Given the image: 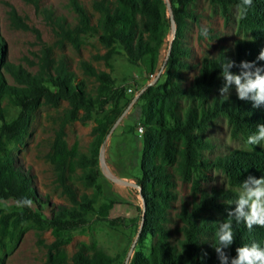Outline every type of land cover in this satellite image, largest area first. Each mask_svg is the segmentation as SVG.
<instances>
[{
	"label": "trees",
	"instance_id": "trees-1",
	"mask_svg": "<svg viewBox=\"0 0 264 264\" xmlns=\"http://www.w3.org/2000/svg\"><path fill=\"white\" fill-rule=\"evenodd\" d=\"M197 1L169 0L170 9H167L165 0H91V9L96 14L93 21V14L79 0H69L76 24L69 29L59 25L62 35L76 48L83 43V35L95 37L105 52L94 58L102 60L105 65L108 66L112 57L119 54V48L130 64L143 63L152 74L171 28L167 11L174 20V37L163 65L165 78L162 83L157 79L152 85L145 86L134 101V104L142 102L140 123L144 127L139 176L135 179L144 213L142 204L136 243L142 244L147 238H151V242L146 251L142 247L134 249L126 264H220L212 246L217 243L219 225L228 219L226 209L235 207L229 205L238 195L232 188H241V182L248 176H264L263 148L234 149L208 159L201 155V150L209 149L210 145L198 135L218 118L227 121L234 137L255 134L257 124H264V106L254 108L251 101L239 100L236 92L230 93L227 100L212 95L224 83L220 69L225 58L237 63L255 61L260 49L264 48V0H253L244 18H238L237 13L238 29L247 38L236 39L231 51L222 47L217 55L205 56L193 66L187 61L190 51L185 46L184 35L188 25L198 21L193 9ZM206 1L224 19L231 10L237 11L240 3V0ZM3 50L0 38V99L9 98L19 110L13 120L6 122L0 106V200L14 199L20 204V210L5 214L0 208V235L8 233L12 237V231L23 222L31 221L39 227L47 221L56 238L47 246L46 264H112L115 258L95 244L79 243L70 256L61 249L71 236L69 231L77 227L75 221L83 222L86 214L93 210V198L82 195L80 200L75 199L67 184V171L73 168V164L84 165L88 170L85 178L91 184L96 182L99 174L95 160L99 142L94 144L91 162L85 165L87 158L84 155H77L73 149L67 148L64 127L77 120L91 119L93 111L110 103L104 118L97 120L92 128L103 139L128 106V102L123 105L124 90L114 86V80L107 72L95 69L87 61H80L83 74L98 83L95 94L89 93L83 81H75L73 72L62 61L53 63L48 48L43 50L39 69L33 74L7 62ZM257 63L264 66V61ZM196 67L197 73L190 84L184 85L181 73ZM2 71L13 77L15 85L6 83ZM231 71L236 73L238 69ZM41 99L52 105L64 100L68 105L55 132L49 160L59 185L73 204L72 207L60 205L50 209L46 220L39 213L41 198L32 185V178L17 163L15 156L19 151L16 148L27 136L30 112L41 103ZM8 142L15 146L12 151L6 149ZM212 168L225 174L228 189L208 191L200 188L206 172ZM177 179L190 183L192 199L180 205L176 214L180 236L172 240L167 223L169 209L177 197ZM31 205H36L38 211L30 208ZM108 207L104 205L100 211ZM114 221L111 220L110 224ZM9 226L11 230H8ZM232 228L235 241L225 249L230 258L236 255L237 247L253 242L264 248V228L254 226L249 230L234 220ZM204 252L207 256L202 255Z\"/></svg>",
	"mask_w": 264,
	"mask_h": 264
},
{
	"label": "rangeland",
	"instance_id": "rangeland-1",
	"mask_svg": "<svg viewBox=\"0 0 264 264\" xmlns=\"http://www.w3.org/2000/svg\"><path fill=\"white\" fill-rule=\"evenodd\" d=\"M90 1L79 0L93 14L94 21L96 14L91 9ZM165 1L169 5V0ZM193 9L198 21L188 25L184 35L185 46L190 51L187 57L189 64L197 66L203 57L217 55L222 47L229 52L236 39L248 37L238 29L236 10H231L228 18L224 19L206 0H198ZM75 24L76 17L69 6V0H0V38L4 46L3 56L7 62L21 66L32 74L36 73L43 50L48 48L53 63L62 61L73 72L75 81H83L89 93L95 94L98 83L94 78L83 74L79 68L80 61H87L95 69L107 72L113 78L114 86L125 92L123 105L128 102V106L103 139H100L92 128L96 126L97 120L104 118L110 103L103 104L102 108L98 107L93 111L91 119L77 120L64 127L67 148L73 149L77 155H84L87 158L85 165L91 162L94 144L99 142L95 152L99 174L96 182L91 184L85 178L88 170L84 169V165L73 164V168L67 171V184L75 199L80 200L82 195L93 198V210L86 214L83 222L75 221L77 227L69 231L71 236L61 249L70 256L79 243L95 244L115 258L112 264H126L134 249L142 247L146 251L151 242V238H147L142 244L136 243L142 203L135 179L139 176L141 136L144 127L140 123L142 102L134 104L133 100L145 86L152 85L157 79L159 83L163 82V65L172 29L170 28L166 36L155 72L151 74L143 63L130 64L119 48V54L112 57L108 66L102 60L95 59L96 54L105 52L95 37L83 35V43L76 48L62 35L59 28V25H62L69 29ZM202 29L207 30L206 36L202 34ZM196 73L197 67L183 71L182 83L189 85ZM2 75L8 85H15L10 74L2 71ZM221 87L212 95H220ZM128 89L132 92L129 93ZM234 92L236 91L233 86L229 94ZM102 100L104 101V98ZM0 106L6 122L16 117L19 107L12 100L2 97ZM67 106L64 100L52 105L43 103L41 99V103L30 112V123L24 143L16 148L19 150L15 153L16 161L31 176L32 185L41 198L39 213L44 220L50 216V209L56 206H73L68 194L59 185L49 160L55 132ZM138 126L142 127L141 136L136 132ZM198 135L210 145L209 149L201 150V155L208 159L225 155L234 149H264L261 145H246L245 141L250 135L232 136L230 126L224 118L216 119L198 132ZM104 141L105 145L101 151ZM14 147L12 142L6 143L7 150L12 151ZM200 188L208 191L214 188L225 190L229 185L225 174L212 168L206 172V179L201 181ZM232 189L237 193L240 191L239 187ZM175 192L177 197L169 209L167 223L171 228L172 240L180 236L177 231L180 222L176 216L180 205L192 199L190 183L177 179ZM104 205H109L108 209L100 211ZM0 208L7 214L19 211L20 204L14 199L0 200ZM30 208L38 211L36 205H31ZM111 220H115L114 223L110 224ZM8 230H11L10 226ZM52 231L53 228L47 221L39 227L28 221L13 230L12 237L8 233L0 235L1 264H46L47 246L56 238ZM133 243V250L130 252Z\"/></svg>",
	"mask_w": 264,
	"mask_h": 264
},
{
	"label": "clouds",
	"instance_id": "clouds-1",
	"mask_svg": "<svg viewBox=\"0 0 264 264\" xmlns=\"http://www.w3.org/2000/svg\"><path fill=\"white\" fill-rule=\"evenodd\" d=\"M253 0H240L237 5L238 18H244L247 9ZM202 34L207 35V30L202 29ZM258 61H264V48H261L255 61L243 60L237 63L225 58L220 69V76L224 80L219 89L220 96L227 100L230 89L234 86L237 98L241 101H251L254 108L264 106V66H259ZM237 68L234 73L231 69ZM264 124H257V131L247 137L246 145L264 146ZM30 204V201H25ZM234 208L226 209L227 220L219 225L216 232L217 243L212 246L217 254L220 264H264V248L258 243L244 245L235 249L236 255L229 257L225 249L234 243L232 221L243 223L249 230L254 226L264 228V176L256 178L248 176L241 182V188L234 202ZM203 256H207L204 252Z\"/></svg>",
	"mask_w": 264,
	"mask_h": 264
},
{
	"label": "water",
	"instance_id": "water-1",
	"mask_svg": "<svg viewBox=\"0 0 264 264\" xmlns=\"http://www.w3.org/2000/svg\"><path fill=\"white\" fill-rule=\"evenodd\" d=\"M167 8L168 9H170V5H167ZM169 15H170V23H171V29H172V37H171V40L173 39V37H174V30H175V24H174V20H173V17H172V14H171V12L169 11ZM171 40H170V42H169V46H168V48L170 49V45H171ZM168 49V50H169ZM167 54H168V52H167ZM165 61H166V58H165ZM159 75V74H158ZM157 75V76H158ZM156 76V77H157ZM136 100V97H135V99L133 100V102ZM121 117V116H120ZM120 117H119V119H120ZM118 119V120H119ZM104 145H105V141L102 143V145H101V151H103V148H104ZM139 190H140V188H139ZM141 200H142V198H141ZM143 204V213H144V203H142ZM141 226V225H140ZM135 243V242H134ZM134 243L132 244V246H131V249H130V252H132V250H133V246H134Z\"/></svg>",
	"mask_w": 264,
	"mask_h": 264
},
{
	"label": "built area",
	"instance_id": "built-area-1",
	"mask_svg": "<svg viewBox=\"0 0 264 264\" xmlns=\"http://www.w3.org/2000/svg\"><path fill=\"white\" fill-rule=\"evenodd\" d=\"M128 92L130 93V92H132V90L131 89H128ZM141 133H142V127L141 126H138L137 127V135L138 136H141Z\"/></svg>",
	"mask_w": 264,
	"mask_h": 264
}]
</instances>
